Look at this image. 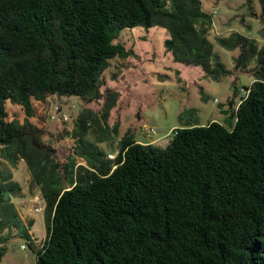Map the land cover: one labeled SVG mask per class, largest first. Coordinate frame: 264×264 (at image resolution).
<instances>
[{
	"label": "trees",
	"instance_id": "1",
	"mask_svg": "<svg viewBox=\"0 0 264 264\" xmlns=\"http://www.w3.org/2000/svg\"><path fill=\"white\" fill-rule=\"evenodd\" d=\"M203 16L196 0H0V144L24 138L10 104L30 115L50 96L96 92L108 62L130 55L115 43L123 29L170 26L172 45L196 40ZM220 42L258 63L229 126L176 129L166 147L125 137L113 159L77 165L69 187L44 184L23 151L48 211L46 239L29 244L36 264H264V45Z\"/></svg>",
	"mask_w": 264,
	"mask_h": 264
},
{
	"label": "rangeland",
	"instance_id": "2",
	"mask_svg": "<svg viewBox=\"0 0 264 264\" xmlns=\"http://www.w3.org/2000/svg\"><path fill=\"white\" fill-rule=\"evenodd\" d=\"M196 1L204 14L193 22L196 40L178 36L167 45L173 39L170 26L123 29L115 43L130 55L108 62L96 92L85 99L50 96L34 102L30 115L9 105L10 121L24 138L0 144V264H36L29 244L41 245L47 236L42 184L22 159L24 150L39 164L44 184L69 187L77 165L86 166L98 152L113 159L125 137L166 147L176 129L211 122L229 126L230 105L236 109L257 79L258 63L249 56L241 66L242 48L220 41L241 36L263 46L264 5L262 0ZM205 38L209 50L201 48Z\"/></svg>",
	"mask_w": 264,
	"mask_h": 264
},
{
	"label": "built area",
	"instance_id": "3",
	"mask_svg": "<svg viewBox=\"0 0 264 264\" xmlns=\"http://www.w3.org/2000/svg\"><path fill=\"white\" fill-rule=\"evenodd\" d=\"M249 95V90L246 89L244 92H243V97L241 98V101L239 102L238 106L236 109H238L239 105L242 103V101ZM67 119V117H66ZM152 133H154L153 130H151ZM174 135V134H173ZM173 136H170V138H172ZM36 211H39V209H36Z\"/></svg>",
	"mask_w": 264,
	"mask_h": 264
},
{
	"label": "crops",
	"instance_id": "4",
	"mask_svg": "<svg viewBox=\"0 0 264 264\" xmlns=\"http://www.w3.org/2000/svg\"><path fill=\"white\" fill-rule=\"evenodd\" d=\"M232 106H231V110H233L234 109V104H231ZM150 144H154V145H156V143L155 142H150Z\"/></svg>",
	"mask_w": 264,
	"mask_h": 264
},
{
	"label": "water",
	"instance_id": "5",
	"mask_svg": "<svg viewBox=\"0 0 264 264\" xmlns=\"http://www.w3.org/2000/svg\"><path fill=\"white\" fill-rule=\"evenodd\" d=\"M232 105H230V108H231Z\"/></svg>",
	"mask_w": 264,
	"mask_h": 264
}]
</instances>
